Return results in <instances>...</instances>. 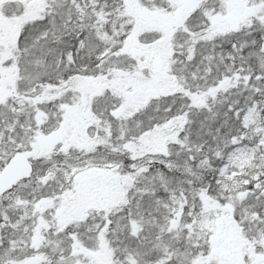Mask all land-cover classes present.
Here are the masks:
<instances>
[{"label":"snow or ice","instance_id":"snow-or-ice-1","mask_svg":"<svg viewBox=\"0 0 264 264\" xmlns=\"http://www.w3.org/2000/svg\"><path fill=\"white\" fill-rule=\"evenodd\" d=\"M0 264H264V0H0Z\"/></svg>","mask_w":264,"mask_h":264}]
</instances>
